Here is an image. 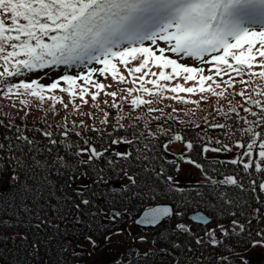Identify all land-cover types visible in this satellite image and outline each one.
<instances>
[{
	"label": "snow or ice",
	"instance_id": "6c2138e0",
	"mask_svg": "<svg viewBox=\"0 0 264 264\" xmlns=\"http://www.w3.org/2000/svg\"><path fill=\"white\" fill-rule=\"evenodd\" d=\"M186 58L198 61L200 66L181 62ZM61 65L82 66L87 71L60 75L49 84L41 82L48 77V70ZM38 72L44 75L26 78ZM108 76L117 85L133 86L108 91L111 85L99 79ZM189 82L192 86H186ZM57 91L67 94L68 103ZM181 93L200 94V99L192 100ZM101 95L111 97V102L103 101L106 108L100 106ZM0 96L12 101L13 108L15 98L21 106L18 111H24L19 123L11 114L0 113V177L23 199L42 195L39 187L29 182L36 180L47 185L49 196L54 195L55 185L49 175L54 172L64 178L71 192L64 197V204L71 202L79 213L77 224L83 223L85 215L118 223L134 201L145 196L157 199V188L183 194L185 190L172 173L179 174L182 163L194 165L222 202L228 224L206 227L201 235L189 224L178 222L153 239L152 245L169 241L170 247L158 251L165 255L182 252V264H249L237 247L264 249V0H0ZM209 96L217 101L229 96L240 99L228 100L227 109L217 104L215 115L202 118V123L179 119L181 109L165 104L168 100L199 108ZM88 97L95 111L83 112ZM32 100L38 101V107L51 101L53 112L57 104L65 110L71 104L73 111L55 126L29 128V112L25 109L31 107ZM71 115L81 119L78 123L69 121ZM217 115L226 122L217 120ZM85 116L91 123L83 119ZM177 122L188 126L194 135L189 138L184 127L177 130ZM209 129L220 130L221 136L208 135ZM257 143L259 160L245 159L252 157ZM175 144L183 145V150L174 152ZM234 149L243 151L227 161H211L213 165L239 166L223 179L214 178L195 158L207 159L209 153H232ZM142 174L155 177L153 184L143 182ZM87 179L92 184L84 183ZM113 179L123 183L113 187ZM219 186L249 192L256 207L247 200L230 198L227 190L217 191ZM195 195L202 198L204 194ZM101 199L106 207L100 206ZM53 211L63 208L57 205ZM173 216L182 218L184 212L158 204L145 209L134 223L156 228ZM189 219L202 226L208 224V218L200 212ZM254 222L258 225L255 239ZM124 231L116 229L108 234L109 229L102 226L106 243ZM169 231L172 236L166 235ZM129 236L134 243L148 242L143 234L132 236L129 232ZM184 236L192 237L196 248L185 247L176 239ZM85 239L93 249L99 247L92 235ZM230 239L234 245L228 244ZM207 248L224 251L205 257ZM196 249H200V255H196ZM156 259L154 247L145 251L130 247L116 264H156ZM173 264L181 262L173 260Z\"/></svg>",
	"mask_w": 264,
	"mask_h": 264
},
{
	"label": "trees",
	"instance_id": "16d2710c",
	"mask_svg": "<svg viewBox=\"0 0 264 264\" xmlns=\"http://www.w3.org/2000/svg\"><path fill=\"white\" fill-rule=\"evenodd\" d=\"M77 67L78 66L68 67L61 65L58 68L48 70V77L43 79L41 82L44 84H49L53 79L66 73L75 75L80 71L74 73L71 70ZM95 67L101 66L96 65ZM204 67L205 69L208 68L207 65H204ZM121 71L124 75L127 76V72L124 71L122 67ZM43 75V72H38L29 74L26 78L30 80ZM99 79L106 85H111V87L107 89L108 91H117L118 88H131L133 86L131 83H128L127 85H117L112 81L110 76H108L107 79H105L104 77H99ZM149 87L151 86L149 85ZM56 94L61 95L64 102L68 103L69 97L67 96V94L59 93L58 91ZM185 96L189 95L186 94ZM88 99L89 104L83 106L81 109V111L83 112L95 111V109H93L91 106V98L88 97ZM106 99L111 102V97H105L103 95L99 97L101 108H106V105H104L103 103V101ZM233 99L239 100L240 98H233L229 96L227 100L217 101V98L215 97L214 99H212V108L201 112V115H197L196 113L199 112L195 111L193 108H188L185 105L177 104L176 102L166 100L165 104H170L173 107L181 109V111L177 113L179 119L202 123V118H210V114L215 115L213 109L217 106V104L227 109L228 100ZM13 100L16 103V108L12 107V101L4 98L3 96H0V113L11 114L16 118L17 123H19V117L24 116V111H18L21 107L19 105V101L15 98H13ZM76 103H80L78 98L76 100ZM50 109L51 101H46L41 107H38V101L32 100L31 107L29 109H25V111L29 112L26 120L28 127L45 128L49 124L55 126L58 123H61L63 121V118L73 111L71 104H69V108L67 110H65L60 104L56 105L55 112L51 111ZM109 110L112 111L113 115L115 114V110ZM166 110L170 111V109ZM125 111H127V107L125 108ZM189 111L194 114L186 115L185 113ZM80 119L81 117L77 115L69 116V121L76 120L78 123ZM83 119L87 123H91V121H89L86 116L83 117ZM216 119L221 122H226L219 115L216 116ZM227 122L230 123V121ZM175 126L177 130H181V128L184 127L189 138L194 135L192 131L187 130L188 126H181L178 122ZM202 126L205 125L202 124ZM55 131L58 136L59 130L55 129ZM0 132H3V129H0ZM28 134L30 136L32 135V133L30 132ZM208 135L218 137L221 136V132L220 130L209 129ZM40 139L41 138L37 136V140L40 141ZM75 139L76 138L73 137V140ZM239 151L243 150L239 149ZM258 151L259 145L257 143L256 148L253 149V155L250 159L253 162L257 160ZM60 154L63 155L64 153L61 152ZM228 154L230 153H209L207 154V159L201 158L199 156H195V158L198 162L204 164V166L208 169L209 173L213 175L214 178L223 179L224 174H232L233 170L238 169L239 166L226 164L213 165L211 161L213 158L227 161L229 160L226 158V155ZM45 158L46 154L40 156L41 160H44ZM171 158L172 157H169V159ZM48 159H50V157H48ZM213 168L217 169V171L213 172ZM168 170L171 171L170 169ZM35 171L37 175H40L39 170ZM249 172H254V169H250ZM172 174L176 175V180L179 187L185 190L183 194L178 192L161 191L160 188H157V199L153 200L145 196L143 200L134 201L131 205L128 206V211L125 214L124 219L118 223H110L107 218H101L99 216H97L96 219L93 220L91 216L85 215L82 217L83 223L81 224L76 223V217L77 215H79V213H77L76 210L72 207L71 202H68L67 206H65L64 204V197L70 195L71 192L70 190L66 189L63 177L57 176L54 172L49 174L50 180L55 185V187L53 188L54 195L52 196L48 195L47 185L43 184L42 181H29L33 184L34 187H39L42 195L39 198L35 196H29L28 199H23L22 194L11 191L10 183H5L2 177H0V196H2V198H0V264H83L89 262V253H99L101 251L103 253L104 250L107 251L109 249L107 248L109 243H106L103 238L104 234H102V226L109 229L108 234L116 229H125L123 233L126 237V241L124 242L125 246L119 251L118 256L116 257V260L113 264H116V261L121 258V254H123L130 247L138 248L140 251H145L149 248L154 247L157 250L156 264H173V260H178L182 264L185 259L182 252H174L172 255H165L164 253L158 251L161 248L170 247L169 241L163 240L158 242L156 245H152L151 241L153 239H158L160 234L164 233L166 228L171 229L178 222L189 224L195 233L202 235L206 227L213 228L217 223H224L225 225H227L229 218L227 217L224 208L221 207L222 202L217 199V197L213 193V189L208 184H206L204 181L195 182L182 180L179 174ZM255 175L257 177L259 176L258 173ZM154 179L155 177L151 175L142 174V181L147 184H153ZM84 183L92 184V181L91 179H87L84 181ZM121 183H123V181L119 179H113L111 181L112 186L116 188H118ZM73 187H76V185L74 184ZM220 190H227L229 192V197L234 200H247L252 208L256 207L255 201L252 199V196L249 192L242 193L231 186H219L217 188V191ZM197 192L203 193V197L196 198L195 194ZM12 196H15L16 199L12 200ZM182 196L183 201H187L188 206L184 205V202L181 199ZM99 204L101 207H106L103 199L100 200ZM158 204L171 205L174 211L180 210L184 212V216L182 218L173 216L170 220L164 221L160 227L156 228H143L138 227L134 224V220L140 215L143 210ZM57 205L63 208V211L54 212L53 207ZM117 206L123 207L122 204H118ZM197 211L203 212L209 218H211L210 223L206 226H202L200 224L191 222L188 219V215ZM38 216L39 219H37ZM43 220H47L50 223H41V221ZM37 224H39L40 226L36 227ZM257 226L258 225L255 222L252 224L254 239L257 238L255 237V229L257 228ZM129 232L132 236H137L140 234L146 235L148 237V242L143 244L139 242L134 243L129 236ZM86 235H92L97 240L99 247L93 249L91 245L88 246L87 244L89 243L85 239ZM166 235L172 236L173 233L169 231L168 233H166ZM23 237H26V239H24ZM176 239L182 242L185 247L191 245L193 248H196L192 237L184 236L178 237ZM227 242L230 245L235 244V241L231 239ZM34 244L36 245L35 248L33 247ZM251 249V245L241 246L237 247V252L245 255ZM73 251L76 253V255L73 254ZM223 251V248H220L216 251H214L212 248H207L203 251V255L205 257L219 256L221 253H223ZM196 255H200V249H196ZM260 264H264V262Z\"/></svg>",
	"mask_w": 264,
	"mask_h": 264
},
{
	"label": "rangeland",
	"instance_id": "374dc122",
	"mask_svg": "<svg viewBox=\"0 0 264 264\" xmlns=\"http://www.w3.org/2000/svg\"><path fill=\"white\" fill-rule=\"evenodd\" d=\"M145 43L148 44L149 42L146 41ZM160 44L161 46H164L163 42H160ZM169 55H173V54H169ZM181 62L186 63L190 66H200L198 61H193L191 58L183 59ZM92 66H95V65L93 64ZM85 69L86 68H83L82 66H78L77 68H73L71 71L76 73L77 71H82V70L84 71ZM167 71H170V69ZM175 82L177 81H174L173 83ZM178 82L184 83L183 80H179ZM192 84L193 82H189L188 85L186 86H192ZM181 95H186V94L181 93ZM189 98L192 100H199L200 94L190 95ZM214 98L215 97L209 96L206 102L201 101L199 108H197L195 104H191V103L185 106L188 108H193L195 111L199 112V113H196L197 115H201V112H204L212 108V104H213L212 99ZM171 102H175V101H171ZM172 150L174 152L179 153L183 150V145L175 144L172 146ZM237 152H239V149H234L232 153L226 155V158L230 160L231 158H233V156H235ZM245 159H251V157L245 158ZM258 160H259V156L257 157L256 161ZM179 175L182 180L195 181V182L204 181V177L201 174L200 170L197 169L194 165L182 163L181 171L179 172ZM125 241H126V237L124 234H121L118 236L114 235L111 239V242L108 244V247H107L109 248L108 249L109 251L104 250L103 253L102 251L99 253H91L89 262H86L83 264H113L114 261L116 260V257L118 256L119 251L125 246V243H124ZM87 245L90 246V244H87ZM105 252H108V253H105ZM244 256L247 259H249V264H260L264 262V249L259 248V247L255 249L252 248Z\"/></svg>",
	"mask_w": 264,
	"mask_h": 264
},
{
	"label": "water",
	"instance_id": "95a60500",
	"mask_svg": "<svg viewBox=\"0 0 264 264\" xmlns=\"http://www.w3.org/2000/svg\"><path fill=\"white\" fill-rule=\"evenodd\" d=\"M144 211V210H143ZM142 211V212H143ZM142 212L140 213V215L142 214ZM197 212H200V211H197ZM197 212H194V213H190L189 215H188V219H189V217L191 216V215H193V214H195V213H197ZM200 213H202V214H204L203 212H200ZM140 215L136 218V219H138L139 217H140ZM207 218H208V224L210 223V221H211V218H209L206 214H204ZM135 219V220H136ZM134 220V221H135ZM190 220V219H189ZM191 222H193L192 220H190ZM193 223H196V224H199L198 222H193ZM135 224V223H134ZM136 225V224H135ZM136 226H138V225H136ZM138 227H143V228H146L145 226H138Z\"/></svg>",
	"mask_w": 264,
	"mask_h": 264
}]
</instances>
